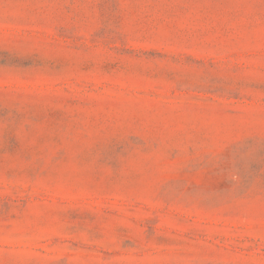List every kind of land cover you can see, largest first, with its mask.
Wrapping results in <instances>:
<instances>
[{
  "label": "rangeland",
  "instance_id": "obj_1",
  "mask_svg": "<svg viewBox=\"0 0 264 264\" xmlns=\"http://www.w3.org/2000/svg\"><path fill=\"white\" fill-rule=\"evenodd\" d=\"M0 264H264V0H0Z\"/></svg>",
  "mask_w": 264,
  "mask_h": 264
}]
</instances>
